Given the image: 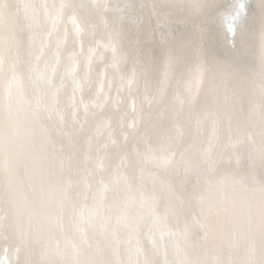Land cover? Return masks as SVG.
Returning a JSON list of instances; mask_svg holds the SVG:
<instances>
[{
    "label": "bare ground",
    "instance_id": "1",
    "mask_svg": "<svg viewBox=\"0 0 264 264\" xmlns=\"http://www.w3.org/2000/svg\"><path fill=\"white\" fill-rule=\"evenodd\" d=\"M0 0V264H264V0Z\"/></svg>",
    "mask_w": 264,
    "mask_h": 264
},
{
    "label": "snow or ice",
    "instance_id": "2",
    "mask_svg": "<svg viewBox=\"0 0 264 264\" xmlns=\"http://www.w3.org/2000/svg\"><path fill=\"white\" fill-rule=\"evenodd\" d=\"M243 6H244V5H243L242 0H241V2H240V7L243 8Z\"/></svg>",
    "mask_w": 264,
    "mask_h": 264
}]
</instances>
